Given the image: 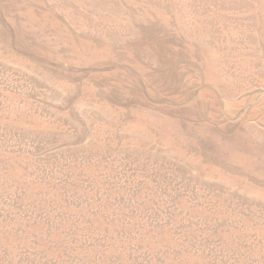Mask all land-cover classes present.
Returning a JSON list of instances; mask_svg holds the SVG:
<instances>
[{"label":"rangeland","instance_id":"rangeland-1","mask_svg":"<svg viewBox=\"0 0 264 264\" xmlns=\"http://www.w3.org/2000/svg\"><path fill=\"white\" fill-rule=\"evenodd\" d=\"M0 264H264V0H0Z\"/></svg>","mask_w":264,"mask_h":264}]
</instances>
